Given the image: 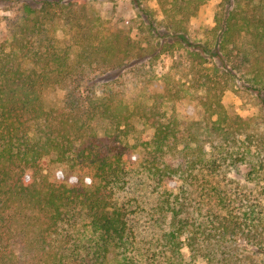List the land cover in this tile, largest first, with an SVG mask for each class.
I'll list each match as a JSON object with an SVG mask.
<instances>
[{
  "label": "trees",
  "instance_id": "1",
  "mask_svg": "<svg viewBox=\"0 0 264 264\" xmlns=\"http://www.w3.org/2000/svg\"><path fill=\"white\" fill-rule=\"evenodd\" d=\"M10 1L18 7L0 39V264H190L184 247L191 261L256 264L264 0H217L201 38L188 23L206 0H155L159 11L130 0L128 28L106 27L90 0ZM51 83L65 93L46 109ZM239 88L256 97V118L226 110L223 93ZM134 117L148 126L135 138ZM239 165L251 186L227 177Z\"/></svg>",
  "mask_w": 264,
  "mask_h": 264
},
{
  "label": "rangeland",
  "instance_id": "2",
  "mask_svg": "<svg viewBox=\"0 0 264 264\" xmlns=\"http://www.w3.org/2000/svg\"><path fill=\"white\" fill-rule=\"evenodd\" d=\"M146 4L159 11V6L155 0H145ZM217 0H206L198 9L197 14L189 19L190 35L193 38H201L203 29L213 24V9ZM93 9L105 20L106 27H125L128 28L134 23L135 9L130 0H90ZM18 7L17 2L10 0H0V39L5 36L6 32V20L5 16H12L13 12ZM51 35L55 37L56 42L59 45L66 43V35L63 29L57 22L49 24ZM76 47L72 48L74 52ZM164 64H168V60ZM28 65V64H26ZM65 90L57 85L51 83L43 91V101L46 109L56 108L62 105ZM222 102L230 115H239L243 118L253 119L258 116V102L256 97L241 88L239 89H227L222 96ZM194 114H200L199 108L194 109ZM133 125L135 130L132 133V137L135 138L141 133L148 131V126L144 120L138 117L133 118ZM227 177L237 181L241 185L247 184L246 180V167L239 165L231 172L227 173ZM252 185V183H250ZM247 184L248 186H251ZM239 248L245 249L250 253L254 251V247L250 246L243 240L237 241ZM185 259L190 264H210L205 255H197L189 259L190 252L186 247L182 249ZM257 251V252H256ZM242 254V253H241ZM254 255L256 257V264H264V251L255 249Z\"/></svg>",
  "mask_w": 264,
  "mask_h": 264
}]
</instances>
